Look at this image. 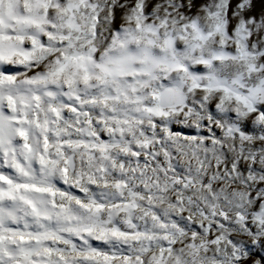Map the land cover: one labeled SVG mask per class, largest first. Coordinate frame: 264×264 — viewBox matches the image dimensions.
Listing matches in <instances>:
<instances>
[{
    "label": "clouds",
    "instance_id": "9594fccd",
    "mask_svg": "<svg viewBox=\"0 0 264 264\" xmlns=\"http://www.w3.org/2000/svg\"><path fill=\"white\" fill-rule=\"evenodd\" d=\"M0 264H264V0H0Z\"/></svg>",
    "mask_w": 264,
    "mask_h": 264
}]
</instances>
